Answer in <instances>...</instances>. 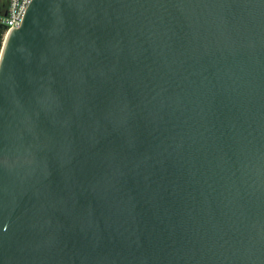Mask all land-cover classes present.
Listing matches in <instances>:
<instances>
[{"label":"water","instance_id":"water-1","mask_svg":"<svg viewBox=\"0 0 264 264\" xmlns=\"http://www.w3.org/2000/svg\"><path fill=\"white\" fill-rule=\"evenodd\" d=\"M5 28L0 264H264V0H32Z\"/></svg>","mask_w":264,"mask_h":264},{"label":"built area","instance_id":"built-area-1","mask_svg":"<svg viewBox=\"0 0 264 264\" xmlns=\"http://www.w3.org/2000/svg\"><path fill=\"white\" fill-rule=\"evenodd\" d=\"M32 0H7L6 13L0 12V24L6 28L2 32V39L8 36L10 31L22 24L24 15Z\"/></svg>","mask_w":264,"mask_h":264},{"label":"flooded vegetation","instance_id":"flooded-vegetation-1","mask_svg":"<svg viewBox=\"0 0 264 264\" xmlns=\"http://www.w3.org/2000/svg\"><path fill=\"white\" fill-rule=\"evenodd\" d=\"M0 10L4 13H6L7 10V0H4L2 5L0 6Z\"/></svg>","mask_w":264,"mask_h":264},{"label":"crops","instance_id":"crops-1","mask_svg":"<svg viewBox=\"0 0 264 264\" xmlns=\"http://www.w3.org/2000/svg\"><path fill=\"white\" fill-rule=\"evenodd\" d=\"M3 1H4V0H0V6L2 5Z\"/></svg>","mask_w":264,"mask_h":264},{"label":"rangeland","instance_id":"rangeland-1","mask_svg":"<svg viewBox=\"0 0 264 264\" xmlns=\"http://www.w3.org/2000/svg\"><path fill=\"white\" fill-rule=\"evenodd\" d=\"M2 41H3V39H2Z\"/></svg>","mask_w":264,"mask_h":264}]
</instances>
